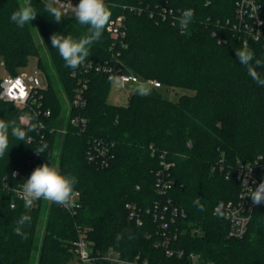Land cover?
<instances>
[{
    "label": "trees",
    "instance_id": "16d2710c",
    "mask_svg": "<svg viewBox=\"0 0 264 264\" xmlns=\"http://www.w3.org/2000/svg\"><path fill=\"white\" fill-rule=\"evenodd\" d=\"M76 3L79 0H74ZM264 14V0H256ZM236 0H105L111 11L110 22L100 40L93 43L84 63L125 67L141 80L155 79L148 95L129 89L123 104L107 101L110 80L103 71L65 66L50 36L60 33L79 39L87 26L67 13L60 23L42 11L43 0H32L38 11L34 20L61 88L71 101L80 80H86L85 104L71 106L67 116L52 83L49 68L34 41L30 23L23 28L10 20L24 0H0V58L4 74L15 75L29 57L46 77L41 91L42 104L51 110L44 126L30 132L31 144L10 137L9 151L0 158V264H70L71 243L79 227L88 228L94 247H112L123 258L148 264H192L187 253L199 255L204 264H264V203L254 207L245 234L227 237L229 223L213 214L221 202H235L240 183L235 175L237 161L253 166L259 182H264V87L248 75L235 56L242 46L239 34L226 24L234 20ZM192 9L194 16L187 30L178 24L181 13ZM255 58L264 60V39L249 40ZM264 76V68L258 69ZM2 76H0L1 82ZM162 86L193 90L170 100ZM1 89V87H0ZM0 97V119L18 120L28 113ZM73 117L86 120L85 130L70 123ZM64 122V123H63ZM63 125H65L63 128ZM63 128L61 133L57 128ZM108 145L104 165L89 161L87 150L94 139ZM47 144L37 154L35 148ZM156 152L151 154L149 146ZM165 152L173 162L169 170L172 186L166 198L182 209L171 225L177 235L169 248L183 250L180 258L166 256L160 240L158 222L147 212L161 197L155 190L159 154ZM39 166L56 164L62 174L76 178L79 205L67 209L42 200L30 209L14 199L5 187L21 181L31 158ZM259 162V164H257ZM18 171L17 178L12 172ZM165 197V196H164ZM204 206L200 211L194 201ZM14 201V207L11 202ZM127 204H133L141 219L129 217ZM46 223L40 246L37 231L40 216ZM23 214L31 224L16 235V221ZM199 227L201 234L181 233L182 228Z\"/></svg>",
    "mask_w": 264,
    "mask_h": 264
},
{
    "label": "built area",
    "instance_id": "2783aa9c",
    "mask_svg": "<svg viewBox=\"0 0 264 264\" xmlns=\"http://www.w3.org/2000/svg\"><path fill=\"white\" fill-rule=\"evenodd\" d=\"M71 3L76 5L79 2L76 3L74 0H71ZM68 13L72 14L71 11ZM226 24L233 32L239 34L243 45L245 43L247 44L249 40L264 39V14H262L261 6L256 0H236L234 20H227ZM83 69L85 72L89 69L103 71L107 74L109 80L112 76L119 77L120 86H124L125 84L137 86L138 82L142 81L137 75L133 74L125 67H118L115 70L110 65L87 62L83 64ZM143 82L149 87L160 86V84L153 79H144ZM46 86L47 82L45 77L41 79L38 71L31 74L21 73L19 71L15 75L4 74L0 82V97L4 100L11 101L18 108H27L29 110L28 114L35 116V119L32 121V123L36 124L35 129L42 128L44 126V120L51 116V110L44 107L42 104L41 91L46 88ZM85 88L86 80H80L75 88L74 97L70 101L71 106L81 107L85 104V99L83 97ZM70 123L77 126L82 131L85 130L86 120L84 118L73 117L70 119ZM57 130L62 133L64 132L63 128L58 127ZM149 148L151 154L156 152V149L152 145H150ZM107 153V143L103 139L98 138L94 139L89 145L87 158L89 161H93L96 164L100 163L104 165ZM159 159L160 167L156 171L155 190L161 199L155 200L152 210L150 211L147 209V212H150L153 219L158 222L160 231V240L154 245L156 247H163L166 256H176L180 258L185 255V252L181 249L176 250L169 248L168 245L177 235V228L176 230H172L171 225L176 218L184 217L185 213L171 201V198H166L167 192L172 186L169 170L173 166V162L166 160L165 152L159 154ZM257 164H259V162ZM38 166L36 158L33 157L29 160L25 176L21 181H17L16 185H11L8 180H6L4 186L12 191L14 199L22 201L19 196L20 189ZM249 169L251 170L249 171ZM234 171L240 183L238 199L235 202L221 201L217 203L213 208V214L228 221L227 237L240 238L245 234L253 209L257 206L253 205L250 198L245 196L247 187L254 189L260 182L255 175L253 166L248 163L237 161ZM18 176V171L14 170L12 172V177L17 178ZM75 191L78 193L75 197V202L78 206L80 193L77 190ZM42 200L43 199L36 201L33 207L37 206ZM14 205L15 203L12 201L10 206L14 207ZM126 206L128 208L129 217L135 218L137 224H141V219L136 213L135 206L133 204H127ZM87 230L88 228L86 227H79L77 229V238L71 243L73 258L70 264H148L146 260H140L139 255H136L134 258H123L119 251L112 247L103 251L96 249L94 247V242L88 237ZM185 232H189L192 236L201 234L199 227L182 228L181 233ZM186 255L192 264L197 262V264H199L200 257L198 254L190 252Z\"/></svg>",
    "mask_w": 264,
    "mask_h": 264
},
{
    "label": "clouds",
    "instance_id": "9594fccd",
    "mask_svg": "<svg viewBox=\"0 0 264 264\" xmlns=\"http://www.w3.org/2000/svg\"><path fill=\"white\" fill-rule=\"evenodd\" d=\"M43 2L42 11L47 12L54 22L60 23L71 11L80 25L87 26L86 34L79 39L60 33H53L50 36L51 47L58 51L65 66L77 69L89 57L91 45L99 41L103 35L110 22V9L106 6L105 0H79L76 5H73L71 0H66V2L65 0H43ZM38 11L40 10L32 6V0H24V3L11 14L10 20L17 27L23 28L36 19ZM193 16L194 11L190 8L181 13L178 20L181 30L188 29ZM235 56L257 85L264 87V76L258 71L264 68V60L255 58L254 52L246 43L239 50H235ZM110 80L117 85L120 83V78L116 76L110 77ZM136 91L140 95H148L151 89L146 83L138 82ZM34 119L35 116L28 113L20 115L18 120L0 119V158L8 154L10 137L15 138L16 141L31 144L29 133L36 128V124L32 123ZM47 147V144H44L35 148L36 153H43ZM76 184L77 180L74 176L62 174L57 167L45 163L34 169L22 185L19 196L24 202V207L28 209L33 207L36 201L43 199L70 210L77 206L75 202V197L78 195L75 191ZM245 196L250 198L253 205L264 203V182L259 183L254 189L247 187ZM193 203L200 211H204V206L199 199ZM26 224H31V216L23 214L16 221L14 229L15 234L23 239L27 238V233L23 231Z\"/></svg>",
    "mask_w": 264,
    "mask_h": 264
},
{
    "label": "rangeland",
    "instance_id": "374dc122",
    "mask_svg": "<svg viewBox=\"0 0 264 264\" xmlns=\"http://www.w3.org/2000/svg\"><path fill=\"white\" fill-rule=\"evenodd\" d=\"M30 25H31V30H32L34 41L37 45L40 46L41 57L49 68L48 72H49L50 77L52 79V83H53V85L57 91L58 98L61 102V105H62L61 109H62L63 116H64L63 121L65 122V116H67L71 110L70 101L67 99L64 91L62 90L60 82L57 78V74L55 73L54 69L52 68L49 53H48L45 45L43 44L41 35L39 33V30H38L36 24L34 23V20L30 22ZM1 65H2V59L0 58V76H3L4 72H3V68L1 67ZM18 71L21 73H26V74H31L33 72L38 71L41 79H43L45 77V75L43 74V71L37 66L36 57H33V56L29 57L26 65L20 67ZM45 79H46V77H45ZM153 80H155V79H153ZM141 82H143V80ZM130 88H131L130 84H125L124 86H120V85H117V84L113 83L112 81H110V87H109V92L107 95V101L109 103L115 104V105L123 104L126 100V96L129 92ZM134 90L136 91V88H134ZM159 90L162 92V94L165 98L170 99L172 101L177 100V98L182 94H192L193 93V90H191V89H186V88H181V87H170V86H167V87L162 86ZM64 126L65 125H63V128H65ZM53 166L57 167L56 164H54ZM48 203H49V201H48ZM46 215H47L46 211H43L41 213V216H40V222H39L38 231H37V242H36L38 247L40 246L41 239H42V236L44 234ZM37 258H38V250H35L33 253V259H32L34 264H36ZM197 263H195V264H197ZM199 264H204V263H202L200 261ZM207 264H210V263H207Z\"/></svg>",
    "mask_w": 264,
    "mask_h": 264
},
{
    "label": "water",
    "instance_id": "95a60500",
    "mask_svg": "<svg viewBox=\"0 0 264 264\" xmlns=\"http://www.w3.org/2000/svg\"><path fill=\"white\" fill-rule=\"evenodd\" d=\"M130 87H133V85H130Z\"/></svg>",
    "mask_w": 264,
    "mask_h": 264
},
{
    "label": "crops",
    "instance_id": "0c3cea01",
    "mask_svg": "<svg viewBox=\"0 0 264 264\" xmlns=\"http://www.w3.org/2000/svg\"><path fill=\"white\" fill-rule=\"evenodd\" d=\"M135 87H137V86H135Z\"/></svg>",
    "mask_w": 264,
    "mask_h": 264
}]
</instances>
